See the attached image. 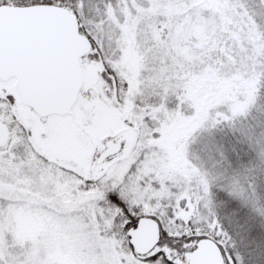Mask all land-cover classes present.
<instances>
[{
    "label": "snow or ice",
    "instance_id": "obj_1",
    "mask_svg": "<svg viewBox=\"0 0 264 264\" xmlns=\"http://www.w3.org/2000/svg\"><path fill=\"white\" fill-rule=\"evenodd\" d=\"M6 166L71 178L111 264H264V0H0Z\"/></svg>",
    "mask_w": 264,
    "mask_h": 264
},
{
    "label": "rangeland",
    "instance_id": "obj_2",
    "mask_svg": "<svg viewBox=\"0 0 264 264\" xmlns=\"http://www.w3.org/2000/svg\"><path fill=\"white\" fill-rule=\"evenodd\" d=\"M47 177L59 186L57 194L52 185L43 196ZM97 228L87 196L71 178L48 174L36 180L14 167L4 178L0 174V248L12 251L10 264H111L118 244L100 237Z\"/></svg>",
    "mask_w": 264,
    "mask_h": 264
},
{
    "label": "trees",
    "instance_id": "obj_3",
    "mask_svg": "<svg viewBox=\"0 0 264 264\" xmlns=\"http://www.w3.org/2000/svg\"><path fill=\"white\" fill-rule=\"evenodd\" d=\"M11 169L13 170V167L6 166L2 170H0V174L2 175V178H4V176L6 175V172L12 171ZM20 180H22V181H20L19 184H22V182H24L26 179L22 177V179H20ZM52 183H53V180L51 178L47 177V178L44 179V182H43V185H42L44 187V189L42 191L43 196H47L48 191H49V187H52V185L54 186V184H52ZM33 185L37 186V184L35 182H34ZM55 186L53 188L54 189L53 192H54V194H57V191L59 190V186L57 184ZM60 191H61V189H60Z\"/></svg>",
    "mask_w": 264,
    "mask_h": 264
},
{
    "label": "water",
    "instance_id": "obj_4",
    "mask_svg": "<svg viewBox=\"0 0 264 264\" xmlns=\"http://www.w3.org/2000/svg\"><path fill=\"white\" fill-rule=\"evenodd\" d=\"M138 238L142 244H146L150 239L154 238V234L145 230ZM198 264H214L211 253L205 252Z\"/></svg>",
    "mask_w": 264,
    "mask_h": 264
}]
</instances>
